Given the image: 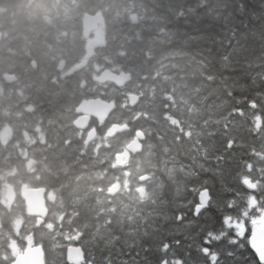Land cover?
Segmentation results:
<instances>
[{
  "label": "trees",
  "instance_id": "trees-1",
  "mask_svg": "<svg viewBox=\"0 0 264 264\" xmlns=\"http://www.w3.org/2000/svg\"><path fill=\"white\" fill-rule=\"evenodd\" d=\"M96 11L106 26L90 47L82 17ZM0 30V129L13 131L0 142V193L8 184L45 187L56 194L53 216H62L51 227L20 225L22 208L3 209L0 264L29 238L43 246L45 264H72L75 235L84 251L77 264H212L205 251L229 243L224 219L264 210V0H0ZM105 69L131 79L101 84ZM129 92L140 95L134 107L124 106ZM99 97L115 107L93 120L97 135L86 145L73 121ZM111 123L129 128L108 138ZM138 130L141 152L115 166ZM204 188L211 200L196 216ZM205 217L214 224L199 225ZM229 262L221 264H239Z\"/></svg>",
  "mask_w": 264,
  "mask_h": 264
},
{
  "label": "water",
  "instance_id": "water-1",
  "mask_svg": "<svg viewBox=\"0 0 264 264\" xmlns=\"http://www.w3.org/2000/svg\"><path fill=\"white\" fill-rule=\"evenodd\" d=\"M106 26L105 16L100 11L94 13L86 12L82 17V34L85 39H89L93 34V31L97 30L99 27L104 28ZM3 37V33L0 30V41ZM100 43L99 39H96L92 44ZM90 47H92L90 45ZM5 80L11 83L15 80V75L13 73H6L4 75ZM101 83H106L107 81L113 82L117 87H124L130 80V74L127 73H116L113 71H103L99 77ZM128 105L136 106L139 102V95L135 93H129L127 95ZM115 107L114 101H108L103 97L95 98L83 103L78 111L79 115L74 120V126L78 129L86 130L90 126V120L92 117L98 120H105L113 108ZM127 125L114 123L108 130H106L107 137H114L119 132L126 129ZM8 134H11V128L8 129ZM97 135L96 127H92L88 130L85 138V144H89ZM144 135L142 131L138 130L134 138L126 145V147L119 153L115 155V165L124 166L127 161L130 160L131 153H139L143 148L142 139ZM232 141L229 142V146H232ZM148 174L139 177L140 183H144L148 179ZM118 189V184H113L110 188V192H115ZM144 186L139 187V192L144 195ZM22 195L26 201L27 211L30 215L38 216L39 221L36 226L41 225L44 218L47 215V207L45 203V192L41 187H28L23 192ZM199 204L196 206L194 215L198 216L199 212L209 206L211 200L210 191L208 188L202 189L199 192ZM52 225H50L51 227ZM261 235L258 238H264V225L260 230ZM70 238L68 239V241ZM73 241H78V235H75L72 239ZM261 257L264 255V247L260 249ZM67 255L73 262H83L84 261V251L80 245L69 244L67 246ZM11 264H45V252L41 244H35L32 238H29L26 242V246L23 250L19 251L12 261Z\"/></svg>",
  "mask_w": 264,
  "mask_h": 264
},
{
  "label": "flooded vegetation",
  "instance_id": "flooded-vegetation-1",
  "mask_svg": "<svg viewBox=\"0 0 264 264\" xmlns=\"http://www.w3.org/2000/svg\"><path fill=\"white\" fill-rule=\"evenodd\" d=\"M93 36H94V33L91 35V37L89 39H86L87 44L89 46L90 45L93 46L92 42L96 39V38H93ZM32 65L36 66V63H35L34 60L32 61ZM107 70H109V69H105V70H102L101 72H99V74L97 75V80L100 77L101 73L103 71H107ZM107 83L114 84L112 82H107ZM107 83H105V84H107ZM129 93H133V92H129ZM129 93H127V95ZM121 94H123V92H121ZM127 95H126L127 101L124 104V106L127 105V102H128ZM139 98H140V95H139ZM78 113L79 114L77 115V117L79 115H81L79 111H78ZM111 113H110V115H111ZM93 120H97L98 122L106 121V120H104V121L98 120V119L92 117L91 120H90V126H89L88 129H86V130L78 129L84 135V143H85V138H86V134H87L88 130L90 128H92V127H96V126L93 125ZM9 128H11V134H8V132H7ZM127 128H129L128 124H127ZM12 135H13L12 127L9 124L4 125L0 129V142L2 144L8 143L11 140ZM132 138H133V136H132ZM132 138L129 139L128 142L122 147V149L120 151L116 152L115 155L117 153L121 152L126 147V145L132 140ZM26 139H28V138H26ZM115 155H114V163H115ZM28 157H29V153H26L23 156V158H28ZM28 162L29 163H25L26 166L27 167H31L33 165L34 159L33 158H29ZM114 184H116V183H114ZM111 186L108 187V190L106 192L108 195H113L119 190V183H118V189L115 192H110L109 191V188ZM28 187H41V188H43V190L45 192V203H46V207H47V215L44 218V221L41 223V225L45 224V225H48L50 227V225H53L56 222H60L62 220V216H59L57 218L55 216H53L52 204L56 200V194L52 190L47 189V188L42 187V186H23L18 191L13 185L8 184V185L5 186V188L0 193V223H2L4 219L8 218V214L4 215L3 209L14 210V208L18 207L19 209L22 208V211H23L22 215H19V219L17 220V222H19L20 225H22L24 223L25 219L29 220L30 223H32L34 225H37V223L39 221L38 220L39 217L30 215L28 213L27 206H26V201H25V199H24V197L22 195V192ZM6 190L10 191V194H8V191L6 192ZM198 195H199V192H198ZM198 204H199V196H198V199H197V203L195 204V207H194V213H195L196 206ZM250 204H251L252 207H257L256 206L257 204L254 201L250 202ZM205 209L206 208L202 209L199 212V214ZM258 211H259V213H262V210H258ZM11 214L13 215L14 213L11 211ZM20 214H21V212H20ZM179 218H181V216H179ZM263 219H264V217H262V216L261 217H256V218L255 217H251L250 219H248V220L245 219V220L241 221L242 223H239L237 221V219H235V218H233V219H232V217L231 218H225L224 221H223V226L221 228H222V230H224L226 236L229 238L228 239L229 243H227V249L224 248V251H222V250H217V251L211 250V251H209V248H208L207 251H205L206 253L211 252L210 260H211L212 264H221L223 261H224V263L226 261L228 262V260H230L229 263H232V262L236 261L239 264H264V255H263V257L260 256L261 255L260 254V249L262 247H264V238H261V237L258 238L257 237L258 235H261V233H259V232H260V230L262 228V225H263V223H262ZM198 224L201 225V226H203L205 224L213 225L214 224V220L211 217H205L203 219H200ZM68 239L69 238H67V242H68L67 246L69 244L79 245L77 243L78 241L75 242V241L72 240L73 237H70L69 241H68ZM211 244H212L213 247L215 246V248H218L217 247L218 240L211 239ZM220 252L221 253H227V259L226 260H223L220 257V255H219ZM237 255H240L241 259L237 260ZM173 260L174 259H170V264H173ZM68 262L72 263V264L80 263V262H73L69 258H68ZM88 264H91V262H88ZM160 264H168V263H167L166 259H164Z\"/></svg>",
  "mask_w": 264,
  "mask_h": 264
},
{
  "label": "rangeland",
  "instance_id": "rangeland-1",
  "mask_svg": "<svg viewBox=\"0 0 264 264\" xmlns=\"http://www.w3.org/2000/svg\"><path fill=\"white\" fill-rule=\"evenodd\" d=\"M99 28H101V27H99ZM93 38H96V39H103V31H102V29H99L98 31H96L95 33H94V36H93ZM95 39V40H96ZM116 184H118V183H116ZM249 184V183H248ZM250 185V184H249ZM205 189V188H204ZM8 190H6V192H7ZM8 194H10V191H8ZM114 200H117V201H119L120 202V200H122L121 198H120V196H117V197H114L113 198ZM250 204V203H249ZM251 205V204H250ZM264 217V210L262 209V213H259V215L258 216H255V218L256 217ZM264 220V219H263ZM262 220V223H263V225H264V221ZM238 221V220H237ZM239 223H242L241 221H238ZM263 225H262V227H263ZM11 249H12V251L14 252V255L17 253V252H19L18 251V247H17V245L16 244H14V243H12L11 244ZM7 256H5V258H6Z\"/></svg>",
  "mask_w": 264,
  "mask_h": 264
},
{
  "label": "bare ground",
  "instance_id": "bare-ground-1",
  "mask_svg": "<svg viewBox=\"0 0 264 264\" xmlns=\"http://www.w3.org/2000/svg\"><path fill=\"white\" fill-rule=\"evenodd\" d=\"M90 13H92V12H90ZM99 29H102V27H101V28H98V29L95 30V31H93V33H95L96 31H98ZM109 71H113V72H116V73H118V74H120V73H127V74H130V73L126 72V71H115V70H109ZM5 74H6V73H5ZM5 74H4V75H5ZM130 79H131V76H130ZM98 81L101 83V81L99 80V78H98ZM129 81H130V80H129ZM107 82H110V81H107ZM107 82H106V83H107ZM112 83H113V82H112ZM101 84H105V83H101ZM114 84H115V83H114ZM115 85H116V84H115ZM119 88H122V87H119ZM139 99H140V98H139ZM92 100H93V99H92ZM90 101H91V100H90ZM84 103H85V102H84ZM127 103H128V102H127ZM81 105H82V104H81ZM136 105H137V104H136ZM113 109H114V108H113ZM112 111H113V110H112ZM112 111H111V112H112ZM109 115H110V114H109ZM108 117H109V116H108ZM108 117H107V118H108ZM107 118H106V119H107ZM106 119H105V120H106ZM102 121H104V120H102ZM112 124H114V123H112ZM112 124H111V125H112ZM119 124H120V123H119ZM111 125H110V126H111ZM123 125H126V124H123ZM110 126H109V127H110ZM109 127H108V128H109ZM108 128H107V130H108ZM126 129H127V127H126ZM126 129H125V130H126ZM7 132H8V131H7ZM122 132H123V131H122ZM136 132H137V131H136ZM136 132H135L134 136L136 135ZM119 133H121V132H119ZM105 135H106V134H105ZM106 137H107V136H106ZM95 138H96V137H95ZM95 138H94V139H95ZM108 138H113V137H108ZM133 138H134V137H133ZM133 138H132V139H133ZM131 154H134V153H131ZM124 166H125V165H124ZM142 175H145V174H142ZM142 175H141V176H142ZM230 218H231V217H230ZM232 219H233V218H232ZM258 232H259V231H258ZM259 233H260V232H259ZM260 256H261V255H260Z\"/></svg>",
  "mask_w": 264,
  "mask_h": 264
}]
</instances>
